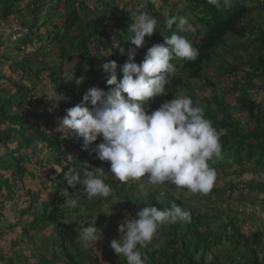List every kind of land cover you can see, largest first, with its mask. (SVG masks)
Returning a JSON list of instances; mask_svg holds the SVG:
<instances>
[{
	"label": "trees",
	"instance_id": "16d2710c",
	"mask_svg": "<svg viewBox=\"0 0 264 264\" xmlns=\"http://www.w3.org/2000/svg\"><path fill=\"white\" fill-rule=\"evenodd\" d=\"M65 1V12L59 14L58 17L59 19L64 17L63 22L59 27L57 23L53 25L56 31L52 40H56L60 47L59 61L52 60L51 64L40 63L41 65H38L37 59L33 60L34 54L26 52L21 59L11 64L12 66L14 65V69L19 71L20 78L28 73H30V76L37 78L39 73L45 69L48 71L50 82L53 83L56 90L59 93H69V101L61 100L56 107L58 117L60 118L66 114V108L75 106L81 101L83 94L89 88L95 86L105 91L108 90L110 86H106V83L99 79L101 78L100 72H103L101 65L108 60L116 61L118 66L123 65L127 60V55H122L119 48L122 47L127 50L130 46L128 41H124L130 35L128 26L124 27L122 24H118L119 18L117 15H115V18L112 16L113 19L109 18L107 20L108 18L105 17L106 13L104 10H98L97 7L90 10L88 6H85L84 0ZM161 1L165 2L166 0ZM248 1L250 0H233L232 7L225 10L208 4L207 0H186L189 12L195 14V16L197 15L198 24H202L205 28V32L199 42L192 43L194 47L199 49L200 54L195 61H185L182 59H173L171 61L175 68L180 67V64L183 62L182 68L188 71L187 77L184 81H182L180 76L178 78L168 79L169 83L166 85V94L162 95L169 101L179 97L180 91L184 90L185 96L191 97L193 106L202 107L206 118L210 119L213 127L221 132L222 157L219 159L214 158L208 162L209 167L215 169L217 178L226 174L225 166L228 165L230 159L237 166H242L240 172L247 171L246 173H250L253 176H264V109L257 106L251 100L247 90L244 94V104L250 105L247 108L249 114L248 117L244 116L245 120H243L248 123L252 121L254 127L246 130L241 127L242 118L235 116L236 106L227 102L224 94L220 95L213 91L211 97L207 98L202 96L199 98L195 95L193 86L190 84L191 80L201 78L200 72L203 66L212 59L215 48L224 41L225 36L232 35L242 39L237 46L240 52L235 54L237 62L236 64H230L221 56L225 65L220 66L219 74L221 76L224 74H237L241 66L244 67L247 65L248 69L244 71L243 76L244 84L246 86L253 85L254 87L256 80H259L264 87V26L250 23L240 24L247 13L255 8L250 7ZM44 2L45 0H26L25 5H27L28 10L33 5H36L35 9L32 10L34 21L31 23L30 21H26V24L24 22L20 24L21 27L26 29V32L22 38H19L21 40L19 42L17 41L20 44H17V50L25 46L33 45V36L39 39L43 37L44 32L41 31L45 27L46 21L38 23L41 17L38 14L42 10ZM97 2H102L106 6H112V0H97ZM19 5L21 4L18 0H0V20H5L11 15H14L15 19V14L20 13L23 9L19 8ZM147 5L150 12L156 11L153 0H148ZM258 6L264 9V0ZM57 10L58 6L56 4L54 12L56 13ZM172 16H175V12H171L166 19ZM257 17L261 18V15H257ZM113 25L123 30L117 42L112 40L108 32V29ZM177 25L178 23H175L171 29L167 27L163 28V36L158 38L156 35H153L150 43L153 45L159 40V43H164V36H170L173 33L179 34L176 29ZM193 30H196L195 34H197L198 31L194 26ZM74 31L77 33L74 39L68 44L73 47L72 50H69L65 46V39ZM186 38L190 41L189 37ZM94 39L104 41L107 47V51L104 54H111L109 56L102 55L99 58L97 56L98 54H93L89 49V43L95 42ZM146 40L148 39L145 38ZM144 49V47L139 48V50ZM241 52L243 55L248 56L245 60H243V55L240 54ZM71 57L75 58L76 63H79L80 66H78L79 69H76L77 67L74 65L75 69L73 67V73L75 75L71 81H66L62 77L64 73L63 67L67 62L72 61ZM142 59L143 56L135 55V62L139 63ZM80 70L84 71V79L78 76L80 75ZM108 75L106 73L107 77ZM4 77L10 79L9 75ZM117 78L118 80L122 78L119 67L117 68ZM37 79L42 80L41 78ZM79 80L81 82L77 84L76 82ZM13 83L17 84L16 82ZM212 86H215L214 82ZM24 88V95L32 97L30 95L31 89L27 86H24ZM3 90L0 87V93ZM158 100L159 96L150 101L149 111L155 110L161 105ZM14 103L15 99L7 96L6 92L0 94V125H5H3V128L0 126V145L4 147L3 152L0 154V218L6 214L5 210L8 211V216H11L12 220H20L22 217H26L28 213L33 212V218L38 214L43 217L46 216L44 221L47 223H42L43 225L58 228L61 224V227L65 229L64 231L68 233L69 225H63L62 223L63 217L69 213V210L65 208L64 204V184L58 182L53 186V181H50V179L63 178L62 172L59 174L56 173L55 166L61 165L64 171H67V168L71 166L78 167L82 159L84 160L87 150L82 148V138H63L60 132L42 128L43 126H52V129L54 126H57L58 121L56 123L55 121L51 122L49 120L39 123L32 119L30 113L22 106V102L18 103L16 106L17 111H14L12 109ZM100 142L101 140L98 138L97 141L93 142L92 146ZM12 143L15 144L14 147L11 149L8 148V145ZM70 151H76V153L69 155ZM28 153L30 156H33L30 163L35 164L36 169L40 168V166L44 167L45 165L48 167V170L44 174L38 172L36 175L37 183L42 186L49 182L52 183L50 193L39 200L35 199V194L33 195L31 186L25 185L22 181L25 177L30 176L32 174L31 172L34 173L35 171L26 165ZM67 161L68 163H65ZM103 168L108 173L109 166ZM108 180V183L114 189L112 199L114 198L118 204L123 202L124 205L121 206V209L124 210L126 208L129 212L134 210L132 211L134 215L145 207L146 204L162 210L164 207L170 206L171 202H175L184 208L183 204L174 200L172 196L164 198L165 201L167 200L166 203L161 201V195L154 189L145 195L147 203L142 208H139L141 196L136 192L137 187L140 186L137 182L132 183L127 188V184H123L117 179L115 181L113 179ZM250 185L251 187L253 186L252 184ZM82 187L81 185H77V188L73 189V193L75 197L82 199L78 203L80 205L85 204L88 213L87 215H80L78 220H90L93 216H96L95 225L100 229L109 230V228L114 226V223L109 221L104 214L97 213L95 206H91L94 205V202H101V198L96 197L94 202H88V198L81 190ZM67 188L71 191L69 186ZM39 191L41 190L38 189ZM21 197L25 198L24 202L26 205L20 203ZM14 201L17 204L16 207H12V205L6 206V202ZM48 208H52L50 212L47 211ZM184 209L190 211L192 217L191 222L187 224L177 222L175 224L161 225L152 243L141 251L145 264H231L234 258L228 255L227 261L220 259L219 254L214 252V247L222 242L223 239L233 243L237 241L236 237L244 238L240 233V228L237 226V220L231 219L226 224L221 225L222 229L224 231L226 230V234H212L207 214H201L193 209ZM72 222L76 223L77 219H73ZM11 226L15 227L17 225L9 224L8 228ZM114 228L112 232L116 233ZM1 234L0 232V238ZM24 235H27L25 228H23L20 238L22 239ZM252 237V244L254 246H259L264 243V233L260 235L256 233ZM30 239L31 237L28 241ZM156 243H159L157 248L154 247ZM237 243L239 242L237 241ZM245 244L246 247L250 246L247 243ZM95 245H99V241ZM74 246H78L77 248L80 251L87 253L95 249V247L85 248L80 241L76 242ZM108 251L105 248L101 249L103 261H108L111 264H126L124 258H120L114 252L112 256ZM248 251L251 253L250 264H259L257 261V249L249 247ZM48 252L52 261L58 258L54 252ZM209 253L211 254L210 260L207 258V254ZM91 255L96 256L95 254ZM47 256V253H41V261H51ZM3 260H6V256L0 250V261ZM97 260L98 258L96 257L92 261L97 262ZM24 261L25 263L22 264H28L26 258Z\"/></svg>",
	"mask_w": 264,
	"mask_h": 264
},
{
	"label": "clouds",
	"instance_id": "9594fccd",
	"mask_svg": "<svg viewBox=\"0 0 264 264\" xmlns=\"http://www.w3.org/2000/svg\"><path fill=\"white\" fill-rule=\"evenodd\" d=\"M207 3L218 9L228 10L232 7L233 0H207ZM177 19L181 29L189 26L187 17L176 16L167 18L165 26L171 29L177 23ZM158 23V18L153 14L141 12L135 22L128 26L130 35L125 40L130 42L129 48L127 50L119 48L122 55H127L125 63L118 66L116 61L108 60L101 65L102 70L109 74L106 79V85L110 86L108 90L95 86L89 88L79 103L66 108V114L58 118L56 131L60 132L63 138H82L84 150H89L98 137L102 138V142L91 148L90 154L94 153L95 158L101 162H109L108 173L115 177L106 178L104 166L94 167L83 159L79 167L71 166L67 171H64L61 165L55 166L58 174L63 173L61 179L65 182L64 187L66 185L71 188L70 194L68 188L65 187L64 190V204L69 211L83 210L79 208L80 204L73 193L77 185L83 186L81 190L92 202L96 197L101 198V202L110 198L113 187L108 183V179L114 181L117 179L127 184L128 188L135 182L140 185L142 178L146 177L147 182L153 186L171 184L178 189H186L190 194L206 195L214 187L217 173L215 169L209 167L208 162L222 157L221 132L213 127L210 119L206 118L203 108L193 106L191 97L180 96L149 111L150 101L166 94L168 76L175 72V66L171 61L173 59L195 61L200 54L199 49L185 36L173 33L164 36V43H155L149 47L143 59L139 63L135 62L137 49L144 46L146 36L151 37L157 31ZM18 33L17 39L22 38L23 36ZM110 54L101 52L103 56ZM118 67L122 73L119 80ZM23 78L25 76L21 79ZM80 82L81 80L76 83ZM45 94L54 106H58L61 100L69 99L63 93L57 92L56 88ZM51 110L50 108L49 111ZM244 120H241V127L247 122ZM149 192L150 190L146 194ZM34 196L36 199V195ZM101 202H94L91 206L94 207ZM144 204L140 203L139 208ZM124 210L128 211L126 208ZM132 211L134 210L128 211L129 215L118 225L119 238H111L114 227L109 230L100 229L94 220L89 226L88 223H81L82 220H78L81 214L73 218L77 219L76 223L72 222L73 219L70 222L62 221L63 225H69L68 233L61 224L58 228L51 227L57 232L60 252L63 250L68 252L64 255V264H72L71 260L76 259L78 261L74 264H81L84 258L93 260L97 257L91 254L87 257V252L79 250L84 256L80 259L79 252L71 251L78 241H81L85 248L95 247L99 241L100 248L110 246L112 256L114 252L123 257L126 264H145L141 251L152 243L161 225L177 222L187 224L192 219L190 211L175 202H171L170 206L162 210L146 204L135 215ZM97 213L104 214L113 223L116 222L115 218L108 216L114 214L111 206L103 213ZM119 215V212L115 213L116 217ZM33 216V212L28 213L26 217L30 221L23 226L27 230V235L20 238V243L25 247L28 239L31 237L30 240H33L39 229L44 231L49 228L48 225L42 224L47 223L44 221L46 216L39 214L34 218ZM15 227L11 226L10 229ZM1 233L2 238L3 232ZM65 238L71 239L72 243L68 244L62 240ZM47 240H51V246L56 249L54 251L56 254V240L53 237ZM16 249H11L10 254H5L6 260L0 263L15 264V261H19V264H22L26 258L28 264H53L54 260L52 261L49 256L47 257L51 261H41V253H47V250H30L27 253L20 248Z\"/></svg>",
	"mask_w": 264,
	"mask_h": 264
},
{
	"label": "rangeland",
	"instance_id": "374dc122",
	"mask_svg": "<svg viewBox=\"0 0 264 264\" xmlns=\"http://www.w3.org/2000/svg\"><path fill=\"white\" fill-rule=\"evenodd\" d=\"M18 2L21 4L19 5V8H23L22 11L16 15V18L14 19V15L8 16L5 20H0V87L3 90L0 94H4L6 92L7 96H11L15 99V103L13 104L12 109L14 111H17L16 106L18 103L22 102V106L24 109L30 113L32 119L38 121L39 123L45 122V121H51L56 122L58 121V111L56 109L57 106L53 105L52 101H49L46 98L45 93H50L55 87L53 83L50 82V78L48 76V71L43 70L41 73H39L37 78L34 76H30V73L25 75V78H20V73L17 71V69H14V65L11 68V64L15 63L17 60L21 59V57L24 55V53H33L34 58L33 60L37 59V64L41 65L40 63H49L51 64L52 60H56V62L59 61V53H60V47L57 43V41L52 40V37L55 35L56 29L54 28V23H57V26L59 27L64 17H60L59 14H63L65 12L66 7V1L65 0H45L44 5L42 7V10L38 14L40 17L38 23H41L43 21H46V25L44 28H42L41 32H44L42 35L43 37L41 39L36 38L33 36L34 40H32L33 45L25 46L21 48L20 50H17V44L21 39H17L19 35L24 36L26 29L24 27H21L20 24L24 22L26 24V21H34V18L32 17V10L35 9L36 5H33L30 10L26 7V0H18ZM31 2V1H30ZM85 6H88L90 10H93L95 7L98 8V10H101L106 13L105 17L108 18H115V15L118 16L119 21L118 24H122L124 27L130 26L132 22L134 23L137 16L141 12H148L150 14H153L154 17L158 18V29L153 33V35H156L158 38H161L163 36V28H166L165 22L166 17L170 15L171 12H175V16L177 18L179 17H187L189 20V26L181 29L178 25L176 27L177 31L179 32V35H183L185 37H189L190 42H199L200 38L205 32V28L202 24H198L197 22V15L191 14L189 12V9L187 7L186 0H166L165 2H162L161 0H153L156 11L150 12L148 10V0H112V6H106L102 2H97V0H84ZM263 0H250L248 1V5L250 7H255L251 10V12L247 13L245 18L240 22V24H257L258 26L262 25L264 26V9L261 8V6H258V4L262 3ZM58 6V10L55 13L54 8L55 6ZM52 7V10H51ZM30 8V7H29ZM16 13V12H15ZM14 14V13H13ZM261 15L260 17H257V15ZM201 16V15H200ZM112 18V19H113ZM12 19V20H11ZM25 20V21H24ZM178 21V19H177ZM178 23V22H177ZM193 26L197 29V34H195L196 30H193ZM123 27V28H124ZM45 30V31H44ZM109 35L111 36L112 40L117 42L119 39V35L122 34L123 30L116 28L115 25L111 26L108 29ZM76 31H74L67 39H65V46L72 50V46H69L68 44L74 39L76 35ZM124 35V34H123ZM146 36V40L144 44V50L137 49L135 55H141L144 56L146 50L152 46V43H150V39L153 37ZM127 38V37H126ZM18 41V42H17ZM95 42L89 43V49L93 52V54H98V58L102 53H105L107 51V47L105 45V42L102 40L94 39ZM127 41V40H124ZM160 41V40H159ZM159 41H156L159 43ZM242 41V39L232 36V35H226L224 38V41L215 48V53L212 57V59L203 66L200 74L201 78L191 80L190 84L193 86V91L195 92V95H197L199 98L202 96H205L207 98L211 97L213 91L217 92L218 94L225 95V100L232 105L236 106L235 116L238 118L244 119L245 117H248V110L250 105L244 104L245 99V92L248 90L250 94L251 100L255 102L257 106L264 109V87L263 84L259 80H256V83L250 86H246L244 84V71L248 69V66L245 65L244 67L241 66L240 70L237 74H224L220 75V66H224L225 63L221 59V56L226 59V62L230 64H236L237 60L235 58V54L239 53V49L237 46ZM17 42V43H16ZM129 42V41H128ZM130 43V42H129ZM20 45V44H18ZM59 48V49H58ZM101 49V52H100ZM242 54V52L240 53ZM243 55V54H242ZM73 56V55H72ZM248 56L243 55V60H245ZM72 60V61H71ZM71 62H67L64 67L62 74V77L66 81H71L72 77H74L73 73V67H77L76 69H79L78 66H80L79 63H76L75 58L71 57ZM183 62L180 64V67L175 68V72L172 74H169L168 79L174 77L178 78L181 77L182 81L187 77L186 69L182 68ZM74 67V69H75ZM35 69V68H34ZM78 75L81 79H84V71L80 70ZM101 78H99L101 81L106 83V72H100ZM10 79L5 78L4 76H8ZM20 78V79H19ZM236 81V82H235ZM13 82H16L17 84H14ZM215 83V86H212V83ZM235 82V84H234ZM234 85V87H233ZM24 86H27L31 89L30 95L27 96L24 95L25 88ZM108 86V85H106ZM57 91V90H56ZM58 92V91H57ZM63 93L64 96H68L69 93ZM217 95V94H216ZM180 96H185L184 90L180 91ZM69 99L67 101H69ZM65 101V100H64ZM167 99L165 96H159V103L166 102ZM52 109L49 111V109ZM4 124L0 125L3 128ZM50 127L43 126L42 128L50 129L56 131L57 126H54L51 129ZM244 129H250L254 127V123L250 121V123L246 122V124L242 125ZM58 132V131H57ZM4 137V136H2ZM101 142L102 138L98 137ZM14 143L8 145V148H13ZM95 146H91V148H94ZM91 148L87 150V154L83 161H87L92 166H110L109 162H101L99 159L95 158V154L91 153ZM4 147L0 145V154L3 152ZM73 153H76V151H70L69 155H72ZM33 159V156H30L28 153V159L26 162V165L29 166L32 170H35L34 173L30 176L25 177L22 179L23 183L27 186H31L32 192L36 195V200H39L45 196L48 195L51 191V182L45 185H40L37 183V177L36 175L39 173L44 174L48 167L45 165L44 167H41L36 169V165L30 163V161ZM71 161V160H70ZM80 166V165H79ZM78 166V167H79ZM247 166V165H246ZM242 166H237L231 159L228 161V165L225 166V175L218 177L216 179V182L214 184V187L212 190L204 195L200 193L196 194H190L186 189H178L174 185L171 184H165L163 185H156L153 186L147 182V178L144 177L140 182L139 187H137L136 192L141 196L139 202L141 204L147 203V200L145 199L146 193L150 190H156L161 195V201L165 202L164 198L168 196H172V198L176 201H179L183 204L184 208L193 209L196 212H199L201 214H207L209 224L211 226L212 234L217 233L218 235L226 234V230L224 231L221 227V225L226 224L229 220L235 219L237 220V226L240 228V233L245 238L236 237L237 241L239 243L230 241L222 240L217 246L214 247V252L219 254L220 259H224L227 261L228 255L234 258V261L231 264H250L249 260L251 259V253H249L248 249L249 247L257 249V261L259 264H264V243L259 246H254L252 244L253 241V234H263L264 233V176H253L250 173H246L247 171L240 172ZM57 173V172H56ZM18 176V175H16ZM106 178H115L110 173H107L105 175ZM50 181H53V186H55L58 182H61L65 184L63 179H50ZM252 184L253 186L251 187ZM250 185V186H249ZM26 187V186H25ZM67 188V186L65 185ZM63 189V194L64 190ZM41 190L38 192V189ZM46 188V189H45ZM216 190V191H214ZM69 194L71 191L68 189ZM38 193V194H37ZM113 193V188H112ZM112 196V194H111ZM110 196L107 200L104 199V202H101L99 204H96L95 207L97 208V212H102L111 206L114 214L108 215L111 216V218H115L116 222H114L115 232L113 236L111 235V238H119L118 234V225L129 215V212L126 210L121 209V206L124 205V203L118 204L115 199ZM25 198H20V203H26L24 202ZM78 202H81L82 199L77 197L75 198ZM92 200L88 199V202L91 203ZM38 204V202H37ZM7 205H12V207H16L17 204L14 202H6ZM11 207V208H12ZM86 205L83 204L80 205L79 208L83 209L81 212H76L75 210L71 209L67 215L63 217L64 222H70L73 218H75L78 214L86 215L88 212L85 209ZM10 208V209H11ZM52 208H48V212H50ZM6 211V214L3 215L2 218H0V232H3V237L0 239V250L4 254H10L9 252L11 249L20 248L22 251H25L27 253L30 252V250H47V255L49 256L48 251H56L55 248H52L51 246V240H47V238L53 237L56 240V247H57V253L56 255L58 258L54 260L53 264H64V255H67L68 252L66 250H63L60 252V246H59V239L57 236V232L53 231L51 227L45 229L42 231V229H39L36 234H34L35 238L33 240H29L26 243V247L24 244L20 243V233L22 231V228L24 225H27L30 219L27 217H23L22 220H12L11 216H8V211ZM46 212V214H48ZM119 212V216H115V213ZM39 218V217H38ZM94 220V223L96 222V216L92 217L90 220H82L81 223L87 224L88 226L91 225L92 221ZM16 224L18 223L17 227L15 228H8L9 224ZM79 223V222H78ZM97 226V225H96ZM26 227V226H25ZM55 230V229H54ZM32 232V231H30ZM46 234H49V236H46ZM59 234V233H58ZM63 241H66L68 244H71L72 241L69 238L62 239ZM81 242V241H80ZM105 243V242H104ZM250 246L246 247V244ZM159 243H156L154 247L157 248ZM79 246V244H78ZM77 246V247H78ZM100 245H95V249L93 251H90L89 253H86V256L89 257V254H95L98 258L97 262H94L91 260H88L84 258V256L79 252V248L74 247L71 251L72 252H79L80 259L84 260L81 262V264H111L110 262H104L101 257V249L99 247ZM110 250V246L106 247ZM83 249V248H81ZM17 250V249H16ZM107 250V251H108ZM112 250V249H111ZM169 251V250H168ZM110 252V251H108ZM111 254V252H110ZM123 258V257H120ZM208 260L211 258V254H207ZM38 258H36L37 260ZM68 261V259H67ZM75 261L71 260L72 264H74ZM80 262V261H79ZM0 264H3L1 262ZM15 264H19V261H15ZM49 264V263H48ZM181 264V263H180Z\"/></svg>",
	"mask_w": 264,
	"mask_h": 264
}]
</instances>
